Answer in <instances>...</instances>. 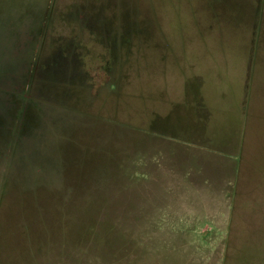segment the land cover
<instances>
[{
    "label": "rangeland",
    "instance_id": "obj_1",
    "mask_svg": "<svg viewBox=\"0 0 264 264\" xmlns=\"http://www.w3.org/2000/svg\"><path fill=\"white\" fill-rule=\"evenodd\" d=\"M70 2L0 0V264L147 242L135 197L166 138L206 135L210 95L238 117L228 264H264V0H93L85 28Z\"/></svg>",
    "mask_w": 264,
    "mask_h": 264
},
{
    "label": "crops",
    "instance_id": "obj_2",
    "mask_svg": "<svg viewBox=\"0 0 264 264\" xmlns=\"http://www.w3.org/2000/svg\"><path fill=\"white\" fill-rule=\"evenodd\" d=\"M70 1L81 27L90 25L93 0H80L79 6ZM220 101L205 98L206 135L166 138L162 178L148 184L157 190L135 197L134 229L149 238L124 250L132 253L120 255L117 264H228L241 164L238 139L230 135L238 117Z\"/></svg>",
    "mask_w": 264,
    "mask_h": 264
}]
</instances>
